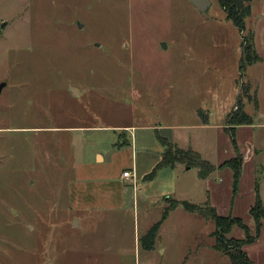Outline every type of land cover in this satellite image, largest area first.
Segmentation results:
<instances>
[{"label": "rangeland", "instance_id": "374dc122", "mask_svg": "<svg viewBox=\"0 0 264 264\" xmlns=\"http://www.w3.org/2000/svg\"><path fill=\"white\" fill-rule=\"evenodd\" d=\"M210 2L201 12L190 0H0V264H230L213 248L212 221L180 206L150 250L132 216L116 225L94 218L83 228L65 212L70 144L73 133L80 136L70 127L196 115L216 123L231 113L238 91L252 117L246 142L259 152L264 208V0L245 2L243 29ZM250 31L259 61L240 73ZM106 133L82 132L84 156L108 143ZM156 189L146 190L157 201L147 212L139 200L141 225L143 215L156 220L165 208ZM132 196L129 187L124 215ZM232 235L223 241L238 239ZM257 237L242 246L251 244L253 261L264 264V236Z\"/></svg>", "mask_w": 264, "mask_h": 264}, {"label": "crops", "instance_id": "0c3cea01", "mask_svg": "<svg viewBox=\"0 0 264 264\" xmlns=\"http://www.w3.org/2000/svg\"><path fill=\"white\" fill-rule=\"evenodd\" d=\"M238 72H240L239 68ZM239 97L238 91L231 113H227L221 121L216 123H212L208 118L200 120L196 115L193 121H187V118L179 116L175 120L171 119L163 124L158 123V125L140 121L97 127H70L71 132H80V136L73 133L70 144L73 150L70 163L73 175L68 183L69 201L66 204L65 212L69 216L71 224L85 228L92 219L104 218L103 224L116 225L123 224V217L124 221L129 217L126 221L129 224L132 216L134 229L137 224V229L139 230L140 227L141 235H144L160 217L155 220L143 215V224L141 225L138 204L139 200H142L145 204L142 212H147L155 202L146 197L148 196L146 190L156 186V191H153L154 195L163 199L164 206H167L169 199L179 202L168 212L161 225L170 218L176 208L183 207L180 202L189 201L200 205L210 204L220 215L231 214L241 217L253 231L254 221L248 212L255 199L254 183L257 176L254 158L259 152L253 144L246 142L247 139L250 141L253 139V135H251L253 131L252 117L244 111L242 103L240 112L248 115V122L235 124L229 121L237 108ZM237 113L239 114V111ZM231 128H234L235 134L238 136L237 149L244 156L241 176L238 181L239 187L237 185L235 191L233 190L232 170L228 167L216 168L207 177L200 178L196 168H188L177 163L173 167L157 170L150 179L146 178L162 158L164 146L160 143L159 138L164 137L181 149L191 148L198 152L203 159L218 167L222 162L236 155L227 131ZM96 129L108 132L104 135V138L109 136L108 143L101 147L99 142L98 146H93L88 151L89 157H86L84 156L86 151L82 144L83 141L80 140L81 134L83 131ZM244 134L247 136L244 137ZM126 170L131 172L130 177L122 176V172ZM243 171H245V175H248V180L244 184ZM243 186L246 187L247 194L250 195L249 199L243 198L244 195H247L243 194ZM129 187L133 189L132 212L128 214L125 212L126 215H124L125 195ZM162 212L163 210H161V214ZM233 233L236 236H232L238 239H243L245 236L237 226L232 227L230 235ZM258 236L256 243L260 239L263 242L264 225L260 227ZM249 245L251 244L244 245L241 249L249 260H252L251 264H256L253 261L256 257L251 255Z\"/></svg>", "mask_w": 264, "mask_h": 264}, {"label": "trees", "instance_id": "16d2710c", "mask_svg": "<svg viewBox=\"0 0 264 264\" xmlns=\"http://www.w3.org/2000/svg\"><path fill=\"white\" fill-rule=\"evenodd\" d=\"M246 1L248 0H218L219 6L224 10L226 16L230 18L239 29L244 28L242 15L247 14V12L250 10V6L245 3ZM249 34L250 37L248 36V39L244 40L243 46V53L247 62H240V73L244 72L246 64H251L259 60V56H257L254 51L255 49L252 32L250 31ZM240 104L241 102L239 98L237 101V108L229 119V121L235 124L247 123L249 120L247 114L240 112ZM236 111H239V114L237 113L236 115ZM227 131L232 145L235 148L236 156L225 160L218 167L203 159L198 152L192 150L191 148L181 149L166 138H159L160 143L164 146L162 158L146 178L150 179L155 175L157 170L165 167H173L177 163H181L188 168H196L200 178L207 177L216 168L228 167L232 170L233 190L235 191L241 176L244 158L237 149L234 128L228 129ZM258 179L259 178L257 177L254 183V203L249 209V214L254 221L253 231L247 224H245L241 217L232 216L231 214L226 216L220 215L210 204L200 205L191 203L189 201L180 202L186 211L190 213H197L203 216L205 219L212 221L214 224L213 234L216 235L213 247L227 254L230 264H251V261L247 257L246 253L241 249V246L244 243L254 241L259 234L260 227L264 225V208L259 194ZM167 202L168 204L165 206L160 218L155 223H153V225L141 237V244L144 249L150 250L153 248L161 223L166 218L168 212L173 209L177 203H179L173 199H169ZM233 226L239 227L244 232L245 237L243 239L232 238L228 240L229 242H224V235L229 233Z\"/></svg>", "mask_w": 264, "mask_h": 264}, {"label": "water", "instance_id": "95a60500", "mask_svg": "<svg viewBox=\"0 0 264 264\" xmlns=\"http://www.w3.org/2000/svg\"><path fill=\"white\" fill-rule=\"evenodd\" d=\"M190 2L196 7L198 11H205L210 6V0H190ZM0 86V90H1Z\"/></svg>", "mask_w": 264, "mask_h": 264}, {"label": "built area", "instance_id": "2783aa9c", "mask_svg": "<svg viewBox=\"0 0 264 264\" xmlns=\"http://www.w3.org/2000/svg\"><path fill=\"white\" fill-rule=\"evenodd\" d=\"M122 176L130 177L131 176V172L129 170H126V171L122 172Z\"/></svg>", "mask_w": 264, "mask_h": 264}]
</instances>
